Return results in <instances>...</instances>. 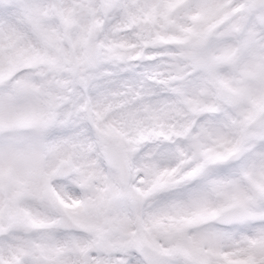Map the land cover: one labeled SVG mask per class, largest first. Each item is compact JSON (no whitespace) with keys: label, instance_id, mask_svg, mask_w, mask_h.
Listing matches in <instances>:
<instances>
[{"label":"snow or ice","instance_id":"1","mask_svg":"<svg viewBox=\"0 0 264 264\" xmlns=\"http://www.w3.org/2000/svg\"><path fill=\"white\" fill-rule=\"evenodd\" d=\"M0 264H264V0H0Z\"/></svg>","mask_w":264,"mask_h":264}]
</instances>
